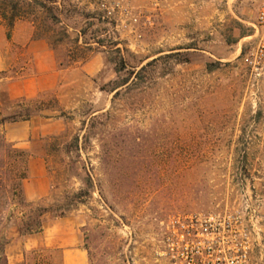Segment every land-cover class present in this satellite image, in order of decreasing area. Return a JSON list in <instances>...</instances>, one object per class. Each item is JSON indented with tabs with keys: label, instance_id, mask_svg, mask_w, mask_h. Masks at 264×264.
<instances>
[{
	"label": "rangeland",
	"instance_id": "rangeland-1",
	"mask_svg": "<svg viewBox=\"0 0 264 264\" xmlns=\"http://www.w3.org/2000/svg\"><path fill=\"white\" fill-rule=\"evenodd\" d=\"M41 1L22 4L10 38L0 22V166L23 150L28 176L41 157L49 179L29 203L67 209L88 264H172L195 215L225 217L264 264V76L249 66L264 0ZM37 74L55 85L11 93ZM28 259L61 264L53 249Z\"/></svg>",
	"mask_w": 264,
	"mask_h": 264
},
{
	"label": "built area",
	"instance_id": "built-area-1",
	"mask_svg": "<svg viewBox=\"0 0 264 264\" xmlns=\"http://www.w3.org/2000/svg\"><path fill=\"white\" fill-rule=\"evenodd\" d=\"M251 27L249 66L260 78L264 76V2ZM234 228L225 217L195 215L180 225L177 250L168 253L172 264H261L250 250L248 234Z\"/></svg>",
	"mask_w": 264,
	"mask_h": 264
},
{
	"label": "crops",
	"instance_id": "crops-1",
	"mask_svg": "<svg viewBox=\"0 0 264 264\" xmlns=\"http://www.w3.org/2000/svg\"><path fill=\"white\" fill-rule=\"evenodd\" d=\"M48 71L53 72V69ZM55 82L53 77L43 81L37 74L35 78L16 82V86L10 90L16 98L31 99L52 88ZM29 164L31 174L23 183V196L27 202H34L46 198L50 186L44 160L41 157L33 158ZM36 164L39 168L38 174L33 173V166ZM12 222L11 229L5 231V237L9 241L5 248L9 264H30L29 254L43 249L59 251L61 264H88L87 254L81 246L79 228L73 219L55 218L45 223L42 232L28 236H21L18 231L19 224Z\"/></svg>",
	"mask_w": 264,
	"mask_h": 264
},
{
	"label": "trees",
	"instance_id": "trees-1",
	"mask_svg": "<svg viewBox=\"0 0 264 264\" xmlns=\"http://www.w3.org/2000/svg\"><path fill=\"white\" fill-rule=\"evenodd\" d=\"M25 2H32L38 8L45 10L47 5L41 0H0V22L5 25L8 31V38L18 21L23 19L19 12L22 9V4ZM56 3V1H55ZM2 25V24H0ZM145 70V67L141 71ZM19 108H22L19 105ZM38 110L28 108L21 111H16L13 115L5 117L2 123L16 118L28 120ZM3 147H8L5 138H3ZM12 154V155H11ZM6 161L4 165L0 166V264H9L5 254L6 245L9 243L6 237L1 235V228L6 219V211L10 206L22 209L19 214L20 224L18 231L21 236H28L37 234L43 231L45 225V215L47 213H59L57 218H62L67 213V209H48L39 207L37 204L29 203L23 196V183L28 178V156L25 151L18 149H11L7 151ZM89 183L93 180L90 176ZM85 192L81 190L75 197L82 203V197ZM81 200V201H80ZM28 210L26 212L25 210ZM15 215L9 216L8 221L15 219Z\"/></svg>",
	"mask_w": 264,
	"mask_h": 264
}]
</instances>
